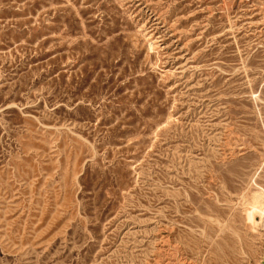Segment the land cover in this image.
Returning <instances> with one entry per match:
<instances>
[{"label": "rangeland", "instance_id": "rangeland-1", "mask_svg": "<svg viewBox=\"0 0 264 264\" xmlns=\"http://www.w3.org/2000/svg\"><path fill=\"white\" fill-rule=\"evenodd\" d=\"M0 264H264V0H0Z\"/></svg>", "mask_w": 264, "mask_h": 264}]
</instances>
